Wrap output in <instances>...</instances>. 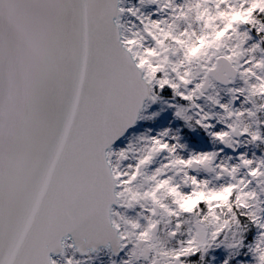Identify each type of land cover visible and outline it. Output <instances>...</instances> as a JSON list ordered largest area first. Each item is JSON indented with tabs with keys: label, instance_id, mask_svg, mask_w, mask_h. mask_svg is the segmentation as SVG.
Returning <instances> with one entry per match:
<instances>
[{
	"label": "snow or ice",
	"instance_id": "snow-or-ice-1",
	"mask_svg": "<svg viewBox=\"0 0 264 264\" xmlns=\"http://www.w3.org/2000/svg\"><path fill=\"white\" fill-rule=\"evenodd\" d=\"M0 264H264V0H0Z\"/></svg>",
	"mask_w": 264,
	"mask_h": 264
}]
</instances>
